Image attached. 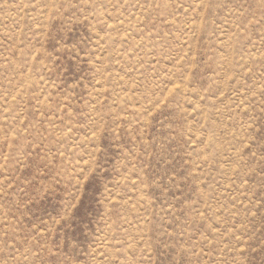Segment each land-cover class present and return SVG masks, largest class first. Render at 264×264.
Masks as SVG:
<instances>
[{
	"label": "rangeland",
	"instance_id": "obj_1",
	"mask_svg": "<svg viewBox=\"0 0 264 264\" xmlns=\"http://www.w3.org/2000/svg\"><path fill=\"white\" fill-rule=\"evenodd\" d=\"M0 264H264V0H0Z\"/></svg>",
	"mask_w": 264,
	"mask_h": 264
}]
</instances>
